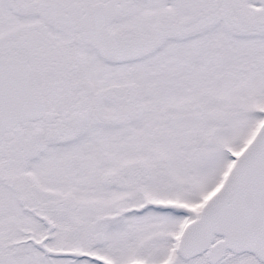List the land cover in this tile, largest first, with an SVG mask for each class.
<instances>
[{
  "label": "snow or ice",
  "instance_id": "1",
  "mask_svg": "<svg viewBox=\"0 0 264 264\" xmlns=\"http://www.w3.org/2000/svg\"><path fill=\"white\" fill-rule=\"evenodd\" d=\"M0 264H264V0H0Z\"/></svg>",
  "mask_w": 264,
  "mask_h": 264
}]
</instances>
